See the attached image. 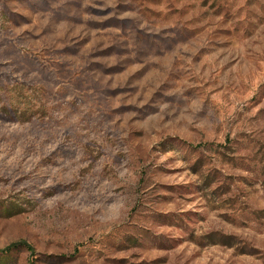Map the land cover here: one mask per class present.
Returning a JSON list of instances; mask_svg holds the SVG:
<instances>
[{"label": "rangeland", "instance_id": "1", "mask_svg": "<svg viewBox=\"0 0 264 264\" xmlns=\"http://www.w3.org/2000/svg\"><path fill=\"white\" fill-rule=\"evenodd\" d=\"M0 264H264V0H0Z\"/></svg>", "mask_w": 264, "mask_h": 264}, {"label": "trees", "instance_id": "2", "mask_svg": "<svg viewBox=\"0 0 264 264\" xmlns=\"http://www.w3.org/2000/svg\"><path fill=\"white\" fill-rule=\"evenodd\" d=\"M18 248H26L30 252H32V248L30 246H28L27 244L22 243V244L13 245L10 248H7L6 250L3 251V253H8V252H11V251H13L15 249H18Z\"/></svg>", "mask_w": 264, "mask_h": 264}]
</instances>
